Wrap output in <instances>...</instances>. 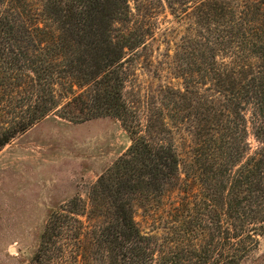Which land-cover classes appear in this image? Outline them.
I'll use <instances>...</instances> for the list:
<instances>
[{
  "label": "trees",
  "instance_id": "16d2710c",
  "mask_svg": "<svg viewBox=\"0 0 264 264\" xmlns=\"http://www.w3.org/2000/svg\"><path fill=\"white\" fill-rule=\"evenodd\" d=\"M41 1L50 21L43 26L29 0L0 11V103L7 104H0V150L51 114L71 123L115 118L130 146L92 190L93 207L100 215L105 208L107 220L88 230L84 204L73 198L48 217L30 264L243 263L264 237V0H150L176 17L192 14L205 28L182 58L185 94L165 90L169 111L185 121L179 101L193 93L192 84L213 86L222 107L213 118L206 114L203 193L191 209L174 208L185 226L170 242L141 234L131 197L161 195L179 159L162 136L163 121H141L123 92L129 54L150 36L153 7L143 9L135 30L127 25L130 3L144 0ZM115 24L128 28L116 35ZM246 112L257 146L241 163L237 134L247 133ZM102 195L107 205L98 203Z\"/></svg>",
  "mask_w": 264,
  "mask_h": 264
},
{
  "label": "rangeland",
  "instance_id": "374dc122",
  "mask_svg": "<svg viewBox=\"0 0 264 264\" xmlns=\"http://www.w3.org/2000/svg\"><path fill=\"white\" fill-rule=\"evenodd\" d=\"M29 3L34 20L40 26L50 24L43 2L29 0ZM13 7L12 0H5L0 11ZM146 7H153L146 20L151 33L143 46L129 54L130 78L123 91L124 100L139 114L141 121L146 120V116L163 121L162 136L175 148L179 166L176 177L161 195L143 192L132 196V213L141 234L155 241L170 242L185 226L174 208L186 205L191 209L203 193L200 180L204 178L205 119L206 114L213 118L222 110L221 96L209 83L192 84L188 90L193 93L179 101L184 107L185 121H180L182 117H174L169 111V94L165 90L185 94L183 70L186 61L182 58H187L192 49L189 45L202 40L205 28L195 24L192 14L179 18L166 4L159 6L144 0L142 4L130 3L132 18L127 24L130 29L140 28ZM114 27L116 35L128 28L121 24ZM208 109L213 111L207 112ZM250 121V114L246 112L247 133L237 134L244 151L241 163L257 146ZM129 146L130 138L115 118L71 123L55 114L4 146L0 150V264H30L48 217L73 198H80L84 204L81 219L89 225L88 230L91 225L104 223L108 212L104 213L103 207H100L103 215L95 210L92 190L98 178ZM102 196L98 203L107 205L108 200ZM241 264H264L263 236L258 237L257 248Z\"/></svg>",
  "mask_w": 264,
  "mask_h": 264
}]
</instances>
